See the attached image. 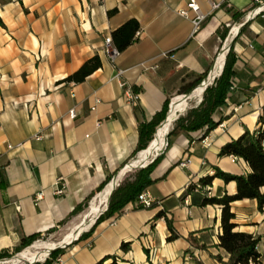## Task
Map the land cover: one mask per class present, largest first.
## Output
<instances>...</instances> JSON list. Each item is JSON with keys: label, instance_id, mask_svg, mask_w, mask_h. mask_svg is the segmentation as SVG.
<instances>
[{"label": "crops", "instance_id": "1", "mask_svg": "<svg viewBox=\"0 0 264 264\" xmlns=\"http://www.w3.org/2000/svg\"><path fill=\"white\" fill-rule=\"evenodd\" d=\"M191 1L0 0V253H15L24 237L59 238L89 222L87 209L71 217L72 212L135 161L140 123L153 120L167 101L171 105L189 94L200 76L210 77L218 55L234 41L235 90L214 115L215 121L222 119L219 127L201 141L199 132L171 137L152 174L154 180L166 178L145 191L153 207L127 205L92 233L93 226L84 228L60 255L61 264H96L106 257H117L120 264L228 261L220 247L222 208L201 202L236 194V183L215 179L208 188L189 193L188 188L216 168L251 173L244 160L219 153L257 128L264 106V13L248 18L252 0H193L205 17L194 32ZM181 10L189 18L180 16ZM132 19L140 31L112 63L105 40ZM225 29L230 32L223 41ZM97 55L102 68L85 82L64 81ZM202 100L189 101L199 106ZM72 109L76 119L70 118ZM187 159L191 163L180 166ZM109 184L90 200L91 207ZM231 210L236 231L260 239L264 264V208L243 200ZM160 212L180 239L168 242L165 217L156 218ZM124 243L131 245L128 251L122 250Z\"/></svg>", "mask_w": 264, "mask_h": 264}, {"label": "trees", "instance_id": "2", "mask_svg": "<svg viewBox=\"0 0 264 264\" xmlns=\"http://www.w3.org/2000/svg\"><path fill=\"white\" fill-rule=\"evenodd\" d=\"M116 12L117 10H113L109 12V15L111 16ZM240 16H238L237 19H239ZM139 31L140 23L137 20L132 19L127 21L112 33L111 38L120 53L126 51L134 43L135 37ZM229 32L230 29H225L222 32L221 39L223 41L226 40ZM234 44L226 55L221 75L216 78L213 85L207 87L204 91L203 100L199 106H193L184 116H180L177 120H175L173 130L169 133L168 140L171 137H176L182 134L188 135L190 133L199 132L200 137L198 140L201 141L219 127L222 119L215 121L214 115L218 110H220V108L226 105V101L231 94L233 84L232 80L236 75L234 71L236 64ZM100 68H102V61L97 55L88 60L77 72L66 78L64 81L68 83L81 84ZM207 77V73L200 76L189 88L188 93L200 86ZM169 110L170 101H167L163 110L156 114L153 120L150 122L140 123L139 142L131 155V159H136L141 152L143 153V151H148L150 144L154 140L158 127L167 119ZM159 132L157 138L159 137ZM157 142L158 141L155 140L152 145H155ZM219 155L220 157L232 156L244 160L251 168V173L247 175H234L216 168L214 175L201 178L197 184H190L188 193L197 188L203 189L212 186L215 179H220L226 184L235 182L237 185L236 194H226L222 198L206 196L201 202L202 206L217 205L222 208L221 222L223 234L220 237V247L227 252L229 258L227 262H224L221 257L216 258L221 264H261V255L257 250L260 239L254 238L250 234L236 231L237 225L233 222L235 214L232 213L231 204L243 200H256L259 210L262 211L264 208V194L261 193L262 188H264V106L258 118L257 128L254 131L247 129L240 138L225 144L221 148ZM162 159L163 154L159 155L148 167L137 170L132 178H128L121 183L111 196L108 210L98 218L88 234L92 233L101 221L122 212L127 205L135 204L143 192L156 184L158 181L166 178V176L158 180H154L152 178L153 172ZM111 181L112 177H108L106 181L97 188L96 192L92 194L91 197H89L83 204L79 205L72 212L71 217L85 211L89 206L90 200L97 193L103 191ZM152 207L153 204L149 208ZM137 208L144 209L145 207L142 204H139L137 205ZM163 217H165L168 231L170 232L168 242L180 239V235L176 231L172 221L168 219L167 216L161 212L156 216L158 219ZM85 235L86 234H83L80 239H82ZM39 239H41L40 234L24 237L20 246L15 250V253H19L32 246ZM65 240L66 237L64 241ZM130 246V244L124 243L122 245V250L128 251ZM62 251V249H59L53 252L44 264H52L60 257ZM12 255L13 254L10 253H0V260L10 258ZM110 260L111 262H109ZM96 264L120 263L117 257H106ZM198 264L203 263L198 262Z\"/></svg>", "mask_w": 264, "mask_h": 264}, {"label": "bare ground", "instance_id": "3", "mask_svg": "<svg viewBox=\"0 0 264 264\" xmlns=\"http://www.w3.org/2000/svg\"><path fill=\"white\" fill-rule=\"evenodd\" d=\"M235 33H236V30H234L233 34H235ZM225 58H226V53L222 52L220 55V59H219L218 63L216 64L215 72L209 77L208 83H210L215 77L220 76V74L224 68ZM204 88H205L204 86L198 87V89H196L192 93L191 99H195L198 96H200L201 94L203 96ZM187 108H188V101H185V99L183 97H180V98L175 100L172 111L168 116V120L161 127L158 128L157 134L155 136L156 141H158L160 138H162V139L157 142V144L154 146V148L149 147L150 149L148 148L149 149L148 151L145 150L146 152L141 153L140 158L138 160H135L130 165L126 166V168L119 175V178H118L119 181L122 179V177L125 176V174L127 172L131 171L133 168L140 166L141 164L146 163L150 157L155 156L156 153L160 152L161 150L164 149V147H166V138H167L168 133H170L169 131L172 127V124L177 119L178 115L182 114ZM159 130H160V132H159ZM158 132H159V137L157 138ZM114 186H115V183L112 181L109 184L108 188L102 193L101 203L92 205L91 212L88 214V220L90 221V223L94 222V220L102 212V209L108 203L109 196H110ZM84 226L85 225H81V224L79 226H77L71 233H69V235L66 237V240L65 241L63 240L59 244H56V243L36 244L34 246L35 251L30 250V249L26 250L21 255L16 257L11 263L12 264H19L28 258H32V259L36 260L33 263H36L37 261H41V260L43 261L45 258H47L50 250H52L53 248H55L58 245L67 244V243H70L72 240H74L75 237L77 236V233H79V232L81 233ZM36 250H44V251H46V255H44V256L37 255Z\"/></svg>", "mask_w": 264, "mask_h": 264}, {"label": "built area", "instance_id": "4", "mask_svg": "<svg viewBox=\"0 0 264 264\" xmlns=\"http://www.w3.org/2000/svg\"><path fill=\"white\" fill-rule=\"evenodd\" d=\"M252 2L254 3V7L250 11V13L248 14V18H256V17H258V16H260L261 14L264 13V0H252ZM189 9L195 13V18L192 19V23L194 25V32H197L200 29L201 23L204 21L205 17L200 13L198 5L193 0L189 4ZM178 14L180 16H182V17L189 18V12L186 11V10H181V11L178 12ZM231 33H233V30L231 31ZM104 48H105L104 51H105L106 55L108 56V58L110 59V61L112 63H115L116 59L120 56L121 53L118 51V49L114 45V42H113V40H112L111 37H107L106 38ZM214 81H215V78L209 83L210 86L213 85ZM122 85L124 86V84H122ZM234 90H235V86H234V83H233L232 84L231 91H234ZM131 98L132 99H136V96L135 95H132ZM99 102L100 101L97 99V104ZM172 103H174V101ZM92 110L95 111L96 110V107H93ZM69 115H70V118L71 119H76V117H77L76 110L75 109H72L69 112ZM40 139H42L41 135H37L36 136V140H40ZM161 151L158 152V153H156L155 156L150 157L149 160H147L146 163L141 164L139 166V169H144V168L148 167L150 164H152L154 162V160L156 159V157L161 154ZM139 158H140V156H139ZM237 159L238 158H236V157H232L233 162L237 161ZM190 163H191L190 159H187L186 161H182L180 163V166L186 167ZM120 173L118 175H120ZM120 185H121V180L117 182V187H119ZM139 204H142L145 208H149V207H151V205L153 204V202L148 198V196L145 194V192H143L139 196V199L137 200V202L135 203V205H139ZM105 211H107V204H106V208L102 209V212L101 213H103ZM94 224H95V222L92 224V226ZM5 261H3L2 263H4ZM56 261L59 264H61L62 263L61 257H59Z\"/></svg>", "mask_w": 264, "mask_h": 264}, {"label": "rangeland", "instance_id": "5", "mask_svg": "<svg viewBox=\"0 0 264 264\" xmlns=\"http://www.w3.org/2000/svg\"><path fill=\"white\" fill-rule=\"evenodd\" d=\"M222 52V51H221ZM220 52V53H221ZM221 55V54H220ZM220 55H218V57H220ZM219 59V58H218ZM195 99H197L198 101H200V100H202V94L200 95V96H198L197 98H195ZM171 102V101H170ZM196 104H192V102L191 101H189L188 100V108L182 113V114H179L178 115V117H177V119L180 117V116H184L185 114H186V112L190 109V108H192L193 106H195ZM176 119V120H177ZM175 122V121H174ZM173 127H174V123L172 124V127H171V129H170V131L169 132H171L172 130H173ZM169 134V133H168ZM168 137H169V135H167V138H166V147H164V149H163V152L164 151H166L169 147H168V145L170 144V141H171V138L168 140ZM162 138H160L159 139V141L161 140ZM155 141V137H154V140H153V142ZM152 142V143H153ZM151 143V144H152ZM150 144V145H151ZM154 144L150 147V148H154ZM149 148V149H150ZM148 149V150H149ZM161 155V154H160ZM139 159V156L136 158V159H134V160H138ZM137 170H139V169H133L132 171H130V172H127L126 174H125V176L124 177H122V179H121V183L124 181V180H126V179H128V178H132V176L134 175V173L137 171ZM119 172H121V171H119ZM119 174V173H118ZM112 182V181H111ZM104 199V198H103ZM101 199H100V203H101ZM90 204H89V206H88V208H87V214H89L90 212H91V209H90ZM92 208V207H91ZM104 208H106V206L104 207ZM103 208V209H104ZM95 225V224H94ZM93 225V226H94ZM72 231H69V232H67V233H65L63 236H61V237H59V238H52V239H50V238H46V237H43V238H41V239H39V240H37L32 246H30V247H28V248H26V249H24L23 251H21V252H19V253H13V255L10 257V258H5L3 261H5L4 263H2L3 261H0V264H12L11 262L16 258V257H18L19 255H21L23 252H25L26 250H33V251H35V249L33 248V246H35L36 244H42V243H48V244H51V243H56V244H59V243H61L64 239H65V237H67L68 235H69V233H71ZM36 254L37 255H41V256H44V255H46V251H44V250H36ZM50 258V256L49 257H47V258H45L43 261L41 260L40 262H36V263H33V262H35L36 260H34V259H32V258H28V259H26V260H24V261H22L21 263H19V264H44L45 262H46V260L47 259H49ZM10 261V262H9Z\"/></svg>", "mask_w": 264, "mask_h": 264}, {"label": "water", "instance_id": "6", "mask_svg": "<svg viewBox=\"0 0 264 264\" xmlns=\"http://www.w3.org/2000/svg\"><path fill=\"white\" fill-rule=\"evenodd\" d=\"M238 33H239V31H238ZM233 44H234V41H232V43H231L229 46L225 47V48L223 49V52H225L226 54H228V52L230 51V49H231V47H232ZM213 68H214V67H213ZM216 78H217V77H215V80H216ZM208 79H209V77H207V78L204 80V82L200 85V86H204V87H205V88H204V91L207 89V87L210 86V84L208 83ZM200 86H199V87H200ZM191 95H192V92L189 93V94H187V95H185L183 98L185 99V101L191 100ZM173 105H174V103H171V105H170V110H169V113H168V116H169V114H170L171 111H172ZM168 116H167V119L165 120V122L168 120ZM165 122H163L159 127H161ZM157 131H158V129H157ZM156 134H157V132H156ZM156 134H155V136H156ZM168 135H169V134H168ZM158 156H159V155H158ZM158 156H157V157H158ZM157 157H156V158H157ZM129 165H130V164H129ZM133 169H139V166L136 167V168H133ZM133 169H132V170H133ZM118 178H119V175H117L116 178H114V180H113V182L115 183V186H114V188H113V190H112V192H111V194H110V196H109L108 203H107V210H108V207H109V204H110V201H111V196H112L113 192L118 188V187H117V182L119 181ZM105 212H106V211H105ZM105 212H103V213H105ZM103 213H101V214H100V215L94 220L95 223H96V221L98 220V218H99ZM94 222H93V223H94ZM93 223H90V221L88 222V221L85 219V220L81 223V225H85V226L83 227L81 233L83 232L84 228L92 226ZM77 230H78V229H77ZM81 233H80V232L77 233V236L75 237V239L72 240L70 243L63 244V245H58V246H56L55 248H53L52 250H50V252H49V254H48L47 257H49L53 252H55V251H57V250H59V249L65 248V247L69 246L70 244L74 243L75 241H77ZM37 262H40V261H37Z\"/></svg>", "mask_w": 264, "mask_h": 264}]
</instances>
